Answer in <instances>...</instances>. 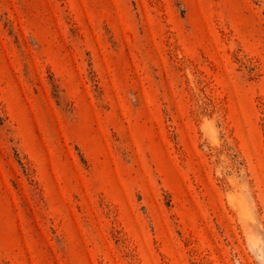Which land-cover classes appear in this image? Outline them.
I'll return each mask as SVG.
<instances>
[{
  "label": "rangeland",
  "instance_id": "374dc122",
  "mask_svg": "<svg viewBox=\"0 0 264 264\" xmlns=\"http://www.w3.org/2000/svg\"><path fill=\"white\" fill-rule=\"evenodd\" d=\"M0 264H264V0H0Z\"/></svg>",
  "mask_w": 264,
  "mask_h": 264
}]
</instances>
